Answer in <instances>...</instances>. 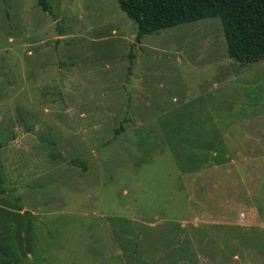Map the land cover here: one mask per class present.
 Here are the masks:
<instances>
[{
    "label": "rangeland",
    "instance_id": "obj_1",
    "mask_svg": "<svg viewBox=\"0 0 264 264\" xmlns=\"http://www.w3.org/2000/svg\"><path fill=\"white\" fill-rule=\"evenodd\" d=\"M49 3L0 0V264H264V59Z\"/></svg>",
    "mask_w": 264,
    "mask_h": 264
},
{
    "label": "trees",
    "instance_id": "obj_2",
    "mask_svg": "<svg viewBox=\"0 0 264 264\" xmlns=\"http://www.w3.org/2000/svg\"><path fill=\"white\" fill-rule=\"evenodd\" d=\"M37 2L44 10H50L49 0ZM118 2L122 10L137 23L138 40L145 34L178 24L218 17L223 24L228 53L233 59L242 63H255L264 59V0H118ZM3 193L4 189L0 188V194Z\"/></svg>",
    "mask_w": 264,
    "mask_h": 264
}]
</instances>
